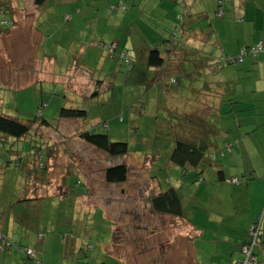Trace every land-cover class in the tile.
<instances>
[{
	"label": "rangeland",
	"instance_id": "rangeland-1",
	"mask_svg": "<svg viewBox=\"0 0 264 264\" xmlns=\"http://www.w3.org/2000/svg\"><path fill=\"white\" fill-rule=\"evenodd\" d=\"M83 1L86 3L85 11L97 16L100 21L97 27L102 35L101 63L98 57L93 56L85 60L93 80L103 82L102 87L97 83L90 86L92 94L98 92L97 97L83 99L82 95L75 96L65 88L64 82L76 75V66L65 64L69 56L63 52L52 57V60H56L52 79L44 71L37 75L39 83L21 90L11 89L0 81V114L33 128L22 140L0 147V188L7 195L19 193L20 183L17 179L23 176V164L36 159L37 154L42 156L39 163L45 166L42 171L43 187L40 185L37 192L38 195L43 194L44 198L36 205L27 206L30 210L27 217L18 215L22 221L16 222L10 231L9 249H0V264H193L184 237L192 238L194 233L184 232L180 222L169 215L153 213L148 198L172 186L184 200L193 201L188 198L186 185H192L194 171L183 173L180 167L170 162L168 164L175 136L172 126L176 122L186 123L187 118L190 120L197 116L202 117V124L209 125L217 120L216 113L209 112V106L201 104L206 95L204 85L227 79L223 69L231 66L215 68L214 62L222 57V52L218 45H211L209 31L205 32L204 29L209 28L210 23L216 35H225L220 26L221 21L229 15L223 6L218 10H223L224 16H215L216 4L207 3V26L198 17V28L202 31L198 33V40H194L193 46L198 52L184 47L189 51V57L181 60L182 69L185 72L192 70V75L188 72L190 77L177 74L165 77L160 70L143 69V65H137L134 71H127L128 57L118 64L110 60L107 51L111 44L118 43V38L122 40L130 33L134 37V44L140 37L136 34H141L148 39L149 46H161L166 32L174 27V21L171 20L170 25L162 23L164 19L159 15L158 0ZM204 1L207 0H197V6ZM247 1V15H256L257 28H262L260 15L253 8L254 0ZM165 4L169 8L170 0L164 1ZM224 5H228L230 10L238 7L233 0H228ZM156 7V13H151ZM58 17L61 19L63 13ZM216 22H219L218 25ZM47 26L51 25H42V29ZM223 38L227 39L225 36ZM142 44L146 48V44ZM259 45L262 43L254 46ZM262 47L261 53H264ZM205 53L209 55L210 62H202L207 57ZM246 59L248 57L244 61ZM192 61H196L198 68L194 69ZM246 63L238 62L232 67H242ZM69 68L73 70L67 72ZM154 73L159 76H154ZM0 74L3 75L2 72ZM251 76L255 78L258 74L252 72ZM74 82L75 89H87L80 77ZM61 109L83 110L86 117L62 119L59 116ZM42 120L48 121L51 126H40ZM82 131L99 132L108 135L112 142H125L127 154L109 158L105 152L80 140L78 134ZM35 132L41 139L37 134L35 136ZM40 140L42 145L44 141L49 147L54 145L48 157L47 151H38ZM9 150L19 153L23 160L20 167L11 161L14 167L6 168L5 162L10 160L7 158ZM122 164L129 169L127 181L107 184L104 171ZM204 170L202 175L207 178L211 169L205 166ZM63 186L68 192L60 195ZM208 197L195 200L198 210L195 212L196 218L207 228ZM190 206L193 205L186 207ZM34 211L37 215L33 217ZM4 226V232L8 233L9 224ZM202 232V240L207 239L205 235L209 232L204 227ZM25 249L34 250V260L27 259ZM4 252L6 254L1 255ZM207 254L215 258L209 251Z\"/></svg>",
	"mask_w": 264,
	"mask_h": 264
},
{
	"label": "crops",
	"instance_id": "crops-1",
	"mask_svg": "<svg viewBox=\"0 0 264 264\" xmlns=\"http://www.w3.org/2000/svg\"><path fill=\"white\" fill-rule=\"evenodd\" d=\"M164 1L166 0H158V11L165 25H170L171 20L174 21L172 24L176 25L181 12L184 10L190 12L184 19L187 42L184 36L181 46L171 52L167 56L169 57L167 63L159 68L165 77L168 74L190 77L188 72L192 75V70L185 72L181 66L182 61L189 57L187 55L189 51L184 47H190L191 52L196 50L193 47L194 40L197 39L200 31H194L199 29L200 17L206 26L208 24L207 3L216 4L215 16H224V11L229 15L227 19L221 21L220 26L226 33L223 34L227 37L226 40L223 36L216 35L213 24H210L209 38L218 45L223 56H238L241 50L258 43L264 46V0H254L253 6L255 12L260 15L262 28H257L256 15H247V0H233V4L237 3L238 7L231 10L228 5H224L228 0H207L200 2L199 6H197V0H170L169 8L166 4L164 5ZM223 6H225L224 11L218 10ZM85 9L86 3L83 0H63L62 2L48 0L39 7L35 5L34 0H0V72L3 73V75L0 74V81L11 89L21 90L39 83L37 75L44 71L52 79L56 63L52 57L63 52L65 56H69L65 64L69 67L76 66V75L71 77L70 81L64 82L65 88L75 96L82 95L83 99L97 97L98 92L92 94L90 86L97 83V86L102 87L103 82L93 80L85 60L93 56L98 57V62L101 63L102 35L97 27L100 23L98 17L92 16L90 12L87 13ZM156 9L157 7L151 13H156ZM60 13H63L61 19L58 17ZM246 18L247 21H244ZM218 23L216 22V25ZM42 25L51 26L43 30ZM204 30L208 32L209 28L206 27ZM136 36L140 37H137V42L134 41L135 44L132 42L134 37L131 33L129 37L122 40L118 38V43L111 44L115 46L114 56L120 53L125 54L131 59L130 62L134 67L147 64L149 51L153 47L149 46L147 38L142 37L141 34ZM142 42L146 44V48H143L145 45ZM118 50L119 53H117ZM205 55L207 57L202 62L209 60V55L207 53ZM71 57L73 60L70 64ZM246 57L248 59L244 61ZM244 58L241 63L244 64L247 61L246 65L234 68L232 66L238 63L235 62L227 65L231 66L230 68L223 69L227 73V79L211 81L210 85H204L206 92L204 103L209 106V112H215L217 117V120L212 121L217 128H215L216 135L213 136L214 149L210 154L212 162L216 165L209 166L211 170L207 178L202 175L199 180H192V185H186L188 198H192V202L190 199L184 200L179 194L184 218L171 216L180 222L184 232L194 233L192 238L184 237L188 242L193 264H233L241 258V246L247 239L249 227L254 223L260 222L261 237L264 238V53L248 55ZM110 60L121 63L116 57ZM192 62L194 69L198 68L196 61ZM11 69L15 70L11 71ZM72 70L69 68L66 71ZM252 72L254 74L257 72L258 76L251 78ZM156 75L158 74L154 73V76ZM79 77L84 80L83 85H86L87 89H75L76 85L72 83H75V79ZM224 106L228 108H223ZM11 167L14 166L10 165L9 168ZM23 170L21 172L23 176L17 179L20 183L19 193L7 195L8 193L0 188V235L3 233L7 239L13 225L22 221L18 215L23 214L27 217L30 213L27 206L36 205L39 202V200L22 202L26 193L23 186L25 169ZM67 192L63 186V193L60 195ZM46 194L49 195V193ZM207 196H209L208 228L196 218L195 214L198 211L195 200ZM28 197L30 199L41 197L40 200L44 198L43 194L38 195L32 192ZM189 205L193 206L187 208ZM36 215L37 212L34 211L33 217ZM3 224H9L8 233L4 232ZM203 227L209 232L206 233L205 240L201 238ZM208 251L215 258H210ZM255 253L258 264H264V248L257 247ZM4 254L6 252L1 255ZM10 254L14 257L13 253Z\"/></svg>",
	"mask_w": 264,
	"mask_h": 264
},
{
	"label": "trees",
	"instance_id": "trees-1",
	"mask_svg": "<svg viewBox=\"0 0 264 264\" xmlns=\"http://www.w3.org/2000/svg\"><path fill=\"white\" fill-rule=\"evenodd\" d=\"M46 1L48 0H34V3L36 6H42ZM185 6V5H184ZM184 8V7H183ZM220 12V11H219ZM190 12L187 10H184L181 12L180 17L177 19V24L174 25L176 27H172L171 30L169 29L162 40L160 44L161 46H154L150 49L147 59V64L144 65L143 69H156L160 70L164 64L167 63V56L171 54V52L175 51L177 47L181 46V41L184 38H187L186 35V24H185V18L188 16ZM222 15V14H221ZM219 15V16H221ZM211 25L209 23V33H210ZM202 31L197 29L194 32ZM193 32V34H194ZM195 37V36H193ZM198 40V37H196ZM194 40V39H193ZM209 42H211V45L215 42L212 41L209 38ZM186 46V44H185ZM161 47V48H160ZM184 47V46H183ZM182 47V48H183ZM250 48V47H248ZM245 48V49H248ZM110 57L114 58L116 57L120 62H123L125 60L126 55L123 56L120 54L114 56V51L109 52L107 50ZM222 57H227L223 56ZM221 58L217 62H214L215 68H222L227 65L233 64L236 61L235 57H229L231 60H234L233 62H221ZM126 62L127 71H134L136 66L132 64L131 59L128 58ZM175 83H177L174 78L171 79ZM231 102V101H229ZM202 105L208 107L204 103V101L201 103ZM232 106L234 104H231ZM59 116L62 119H84L86 117V112L83 110H71V109H61L59 112ZM202 117L197 116L193 117L192 119L188 120L186 123L176 122L173 124L172 128L174 130L175 136L173 137V146L169 152L168 155V161L172 164L178 166L181 168V170L184 172L187 171H194V179L195 181L199 180L202 176V172L204 170L205 166H211L216 165V163L212 162L211 159V153L213 152V136L216 135L217 126L212 122L208 124H202ZM42 127H48L51 126V123L48 121L42 120L39 124ZM33 131V128L30 126L24 125L22 123H19L17 120H14L12 118L6 117L2 114H0V147H2L5 144L13 143V141L22 140L27 135H29L30 131ZM36 130V129H35ZM36 136V132L34 133ZM39 139H41L40 135ZM78 137L80 140L84 141L85 143L105 152L109 158H119L123 157L127 154L128 147L125 142H112L110 141L108 135L106 134H100L99 132H89V131H82L78 134ZM40 148H38V151H44L46 153V156L49 155V150L52 151V148L54 145H51L49 147V144L47 145L44 141V145L39 141ZM12 144H9L11 146ZM9 155L7 158H10L8 162H5L6 168H9L10 165H16L17 167H20L22 165V158L20 157L19 153H14L13 151H8ZM45 156V157H46ZM215 156L214 154L212 155ZM40 159H42V156L38 155L36 156V159L33 160H27L23 164L25 169L24 174V190H26L25 193V199L22 202H31L35 200H40V198H32L30 199L28 196L30 192L38 194V190L40 188V185H43V176L42 171L45 169V166L42 163H39ZM47 159V158H46ZM14 163H12V162ZM200 169V170H199ZM129 175V169L124 164L113 166L110 168H107L104 171V180L107 184H123L127 181V177ZM148 203L151 206V210L153 213L158 215H169L173 218H184L183 215V209L181 206V200L180 196L177 193L176 189L173 187H167L165 190L156 192L155 194L151 195L148 198ZM261 230V228H260ZM262 239V237L260 238ZM264 239V238H263ZM248 241V238L243 243L245 244ZM242 244V245H243ZM11 246V242L9 239L5 238V235L2 233L0 238V249L3 251H6ZM242 247V246H241ZM257 247H263L262 241H258L257 244L253 248V254L255 256L256 264H258L257 255L255 253V249ZM27 250V249H25ZM241 251V250H240ZM2 252V251H1ZM25 252V251H24ZM27 259L34 260V257H29L25 253ZM242 258V254H241ZM240 258V259H241ZM240 259L236 260L234 263L240 261ZM233 263V264H234Z\"/></svg>",
	"mask_w": 264,
	"mask_h": 264
},
{
	"label": "built area",
	"instance_id": "built-area-1",
	"mask_svg": "<svg viewBox=\"0 0 264 264\" xmlns=\"http://www.w3.org/2000/svg\"><path fill=\"white\" fill-rule=\"evenodd\" d=\"M108 50L109 52H113L115 50V46L111 45ZM261 51H263L262 45L253 46L248 49H243L241 53L237 57H235L236 58L235 62H241L244 56H248V55L255 56L261 53ZM230 61L233 62L234 60H231V58L229 57H222L221 59V62L223 63L230 62ZM126 62L128 61L126 60ZM0 238H1V235H0ZM247 238H248V241L245 244H243L241 247L242 258L240 259V261L234 264H256L255 263L256 258L253 254V248L259 240L262 241V244L264 246V239H260L261 238L260 222L254 223L249 227L247 231ZM25 253L31 258L35 256L34 250L27 249L25 250Z\"/></svg>",
	"mask_w": 264,
	"mask_h": 264
}]
</instances>
